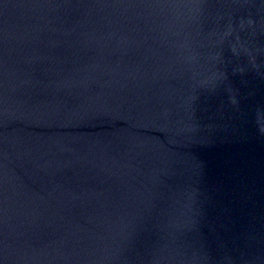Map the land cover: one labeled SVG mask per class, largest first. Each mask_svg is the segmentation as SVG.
<instances>
[{
	"label": "water",
	"instance_id": "1",
	"mask_svg": "<svg viewBox=\"0 0 264 264\" xmlns=\"http://www.w3.org/2000/svg\"><path fill=\"white\" fill-rule=\"evenodd\" d=\"M0 264H264V0H0Z\"/></svg>",
	"mask_w": 264,
	"mask_h": 264
}]
</instances>
